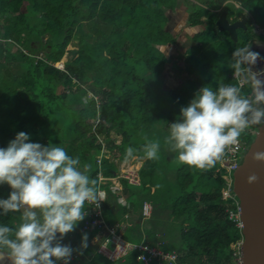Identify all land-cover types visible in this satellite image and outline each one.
Returning <instances> with one entry per match:
<instances>
[{"label": "trees", "instance_id": "obj_1", "mask_svg": "<svg viewBox=\"0 0 264 264\" xmlns=\"http://www.w3.org/2000/svg\"><path fill=\"white\" fill-rule=\"evenodd\" d=\"M181 6L189 12L188 25L205 26L192 35L197 44L181 56V85L176 86L178 79L165 83L162 77L164 58L157 45L176 41L165 25L167 11ZM224 9L231 20L251 14L245 27L236 30V40L216 26ZM253 20L264 30V0H0V148L19 132L27 133L29 142L63 147L69 156L79 157L81 169L89 166L87 174L96 180L98 192L104 188L108 194L109 182L102 183L100 174L114 177L120 163L144 158L145 136L159 141V159L144 158L138 184L119 179L129 208L115 202L118 209L113 212L114 204H101L106 227H98L94 236L102 242L109 228L118 232L125 221L126 240L175 251L178 264H232L231 244L241 240V233L238 221L228 218L237 211L235 201L223 199L222 191L229 187L225 177L233 178L227 166L236 157L225 168L220 161L226 152L214 167L191 168L168 151L164 140L168 124L201 87L215 91L220 84L238 86L231 57L236 48L251 44ZM75 39L76 57L63 69L56 67ZM199 41L203 45L198 46ZM16 45L22 47L18 53L12 49ZM195 73L197 78H187ZM245 81L241 95L248 98L251 84L248 77ZM258 126L239 137L246 150ZM128 147L134 153L126 158ZM246 150L238 155V163ZM10 191L7 184L0 185V199H7ZM144 202L150 210L141 226ZM21 215H0V225L15 227ZM162 221L167 226L161 229ZM82 225L78 222L66 235L79 241L97 230H83ZM95 248L91 264H141L137 250L111 262ZM75 253L70 264L79 259Z\"/></svg>", "mask_w": 264, "mask_h": 264}, {"label": "clouds", "instance_id": "obj_2", "mask_svg": "<svg viewBox=\"0 0 264 264\" xmlns=\"http://www.w3.org/2000/svg\"><path fill=\"white\" fill-rule=\"evenodd\" d=\"M250 48L251 44L238 47L232 53L230 68L234 70L238 86L220 84L215 91L209 86L201 87L190 103L181 107L177 120L168 124L169 134L164 143L180 163L196 169L214 167L246 129L264 124V82H261L264 64L254 69L261 73H251V66L260 58V53ZM246 77L251 84L248 98L241 95ZM251 93L255 96L253 100L249 97ZM144 139L147 141L142 147L144 158L158 160L159 141H149L147 136ZM29 141L27 133L19 132L6 148H0V185L7 184L11 189L7 199H0L3 210L0 215L22 213L15 227L0 225V264H57L58 261V264H70L73 252L76 251L74 257L82 255L83 249L90 248L88 243L96 253L95 246L99 251L102 244L96 236L89 240L87 234H83L79 249L64 245L61 240L85 219V204L89 202L99 208V192L104 195L102 204L115 196L116 202L122 205L121 200L126 199L120 180L109 183L110 193L107 194L104 188L98 192L96 180L87 174L89 166L84 165L81 169L79 157L73 158L63 147L51 143L45 146ZM133 153L134 149L128 147L126 158L132 157ZM253 159L264 162V152L253 153ZM138 171L128 173L125 179L138 184ZM104 178L100 177L102 183ZM248 180L254 183L257 177L252 175ZM145 204L140 212L142 218L149 215L150 206L147 204L148 213H144ZM119 235L132 245L152 248L144 240L138 243L126 240L121 227ZM136 250L140 253L136 248L117 259L99 252L108 261L115 262L125 260Z\"/></svg>", "mask_w": 264, "mask_h": 264}, {"label": "rangeland", "instance_id": "obj_3", "mask_svg": "<svg viewBox=\"0 0 264 264\" xmlns=\"http://www.w3.org/2000/svg\"><path fill=\"white\" fill-rule=\"evenodd\" d=\"M238 5L239 4L236 3V6H238ZM217 10L219 11L220 7ZM245 14L247 15V17H246V20H247V18H249L251 16V14L248 12ZM188 16H189V12L186 11L185 6H181L180 8H177L176 11H167V23H166L165 27H166V30L175 37L176 41L175 42L170 41L165 45H157V48L162 53L163 58H164V67H163L162 77L166 81L165 83H168V81H170V80L178 79V81H175V83H174L176 86L181 85V81L178 78L180 68L183 67V64L181 61V56H182V54L183 55L186 54L188 48H191L197 44L196 41L192 40V35L196 32L201 31L205 26V25H203V26H199V27L194 28L193 26L188 25V22H187V20L189 18ZM8 17H9V15H8ZM232 18H234V17H232ZM251 28H252L251 29V35H252L253 39L251 42L250 50L260 53V58L257 60V62L254 65L251 66V68H252L251 73L256 75V74L261 73V72L254 71V69H257V67H260L262 64H264V30L259 26V24L255 20L252 21ZM88 34H92V32L89 31ZM261 35L263 37H261ZM9 41H11V40H9ZM12 43H14V42H12ZM199 45H203L202 41L198 42V46ZM21 48L22 47H19L18 45L12 47V49L16 53H18L19 50H21ZM77 49H78L77 39H75L74 41H72L68 45L66 54L63 56V58L61 59L60 62L55 64V66L60 68V69H63L65 63L68 60L74 59L76 57V54H74L72 52H74ZM38 57H43V54L39 53ZM260 59H261V62H259ZM197 77H198V74H196V73L193 75L187 76V78L189 80L195 79ZM183 81H185V79H183ZM261 82L263 83L264 80H261ZM90 96H92V95L88 94L87 98ZM249 97H250V100H253L255 96L253 97L252 93H251V95ZM243 154H245V152ZM143 161H144V158L132 157L131 159L125 161L126 164H124L123 162L120 163V165H118L119 166L118 175L116 174L114 176V179H111L113 177L108 178V179L104 178L103 182L104 183H107V182L111 183L114 180L119 181L120 178H123V177L126 178L128 173H132L133 170L138 171V166H140ZM220 163L225 168L226 164H224L222 161H220ZM123 164L125 166H123ZM100 177H102L101 174H100ZM121 203H122V205L128 206V208H129V205H128L129 201L121 200ZM120 207L121 206L119 205V208ZM231 213L232 212L228 213L229 219H231ZM161 216H162V214H161ZM163 219H165V215H163ZM143 220H144V218L140 217L139 221H140L141 226H143V224H142ZM235 220H236V217H235ZM236 224L238 226V223H236ZM160 226L162 229V227L167 226V223L165 221H162ZM57 236L59 237V234H57ZM91 236L94 237V233H92ZM171 237L173 238V240H175L177 238V233L174 230L171 233ZM81 238L82 237H79V239H78L79 241H77V240H75V238L72 234H68V235L65 234L63 239L61 240V243L64 245H69V246L72 245V246H74L75 249H79L80 245H81V243H80ZM67 240H69V242H67ZM75 244H77V245L75 246ZM235 247H236L235 243L233 245L231 244V248H235ZM82 251H83V254L82 255L79 254V259H77L76 264H82V263L84 264V262H87V261H89V262H87L88 264H91V262L94 260L93 258L90 260V258L92 257L91 253L93 251L91 249H87V250L83 249Z\"/></svg>", "mask_w": 264, "mask_h": 264}, {"label": "water", "instance_id": "obj_4", "mask_svg": "<svg viewBox=\"0 0 264 264\" xmlns=\"http://www.w3.org/2000/svg\"><path fill=\"white\" fill-rule=\"evenodd\" d=\"M246 16L230 21L224 9L217 21L219 30L228 31L236 40L238 28L245 27ZM254 140L233 172V193L238 199L239 223L241 225L240 251L243 264H264V162L253 159V153L264 152V124L254 132ZM255 175L257 180L249 182Z\"/></svg>", "mask_w": 264, "mask_h": 264}, {"label": "built area", "instance_id": "obj_5", "mask_svg": "<svg viewBox=\"0 0 264 264\" xmlns=\"http://www.w3.org/2000/svg\"><path fill=\"white\" fill-rule=\"evenodd\" d=\"M243 142L238 139L237 143L234 145H231L228 147L226 150L227 156H224L223 162L225 164L229 163L232 159V157H236L235 160H233L228 166H227V171H234L238 167V162L237 160L239 159L238 155H240L242 150H246L243 146ZM232 173V172H231ZM229 187L226 190L222 191V197L223 199H234L236 204V209L237 211L235 213H231V219L238 220L239 218V206H238V201L236 200V196L233 193V179L230 178L229 176L225 177ZM101 201H99V208H96L95 205L90 204L89 202L88 207L85 208L84 210L87 212V217L82 221V229L83 230H92L94 228L98 227H106V224L104 223V220L102 218L101 214V204L104 201V195L99 192ZM144 213H148V205L145 204L144 206ZM238 228L241 229V225L238 222ZM100 245L99 251L105 255L106 257L110 259H117L120 258L126 254H128L130 251L138 248L140 250V253L137 256V260L141 261L143 264H148L150 261H152L155 257L158 258L161 264H177L178 260V255L176 254L175 251L171 252H161L157 248H149L147 245H132L128 242H125L121 236L119 235L118 232H116L115 228H109V236L106 237ZM236 247L232 248V257H233V262L232 264H243L242 261V256H241V251H240V245H241V240L237 241ZM233 245V244H232Z\"/></svg>", "mask_w": 264, "mask_h": 264}, {"label": "crops", "instance_id": "obj_6", "mask_svg": "<svg viewBox=\"0 0 264 264\" xmlns=\"http://www.w3.org/2000/svg\"><path fill=\"white\" fill-rule=\"evenodd\" d=\"M115 197V196H114ZM109 202H110V205H112V204H114V205H112V206H114L112 209H113V212L116 210V209H118L117 208V203H115L116 202V200H115V198H113V197H109V200H108ZM121 223V229H122V231H124V229L126 228V222L125 221H121L120 222ZM119 223V224H120ZM95 232L96 233H98V229L97 230H95V231H93V233L95 234ZM118 233H119V231H118ZM87 235H91V234H87ZM91 238H93L92 236L91 237H89V240L91 239ZM140 242H143V240H141ZM87 243H88V241H87ZM88 245L91 247L92 245L91 244H89L88 243ZM78 256V255H77ZM79 257V256H78ZM59 262V261H58ZM58 262H57V264H58ZM161 264V263H160ZM177 264H178V261H177Z\"/></svg>", "mask_w": 264, "mask_h": 264}]
</instances>
